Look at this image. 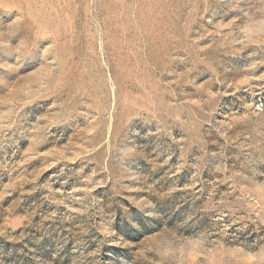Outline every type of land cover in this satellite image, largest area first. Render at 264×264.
I'll return each instance as SVG.
<instances>
[{
	"label": "rangeland",
	"instance_id": "obj_1",
	"mask_svg": "<svg viewBox=\"0 0 264 264\" xmlns=\"http://www.w3.org/2000/svg\"><path fill=\"white\" fill-rule=\"evenodd\" d=\"M0 264H264V0H0Z\"/></svg>",
	"mask_w": 264,
	"mask_h": 264
}]
</instances>
